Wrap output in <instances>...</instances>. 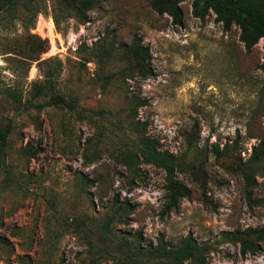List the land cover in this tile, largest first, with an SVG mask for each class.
<instances>
[{
  "label": "rangeland",
  "instance_id": "obj_1",
  "mask_svg": "<svg viewBox=\"0 0 264 264\" xmlns=\"http://www.w3.org/2000/svg\"><path fill=\"white\" fill-rule=\"evenodd\" d=\"M45 1L29 32L48 40L41 67L49 80L35 62L2 54L5 42H25L26 9L19 5L7 27L0 18V116L12 118L0 157V237L14 248L11 261L131 264L130 250L106 240L108 224L124 244L139 235L142 247L177 245L191 235L212 245L207 264H264V252L241 257L221 235L264 227V162L254 185L241 171L264 144V40L246 51L237 26L225 30L212 12L192 16L191 0L179 4L178 23L157 14L154 0H93L85 23L63 0ZM138 44L149 53L146 78L129 53ZM36 80L52 87L34 98ZM8 88L41 108L13 109ZM136 98L144 101L137 111ZM137 120L158 150L175 155V176L191 191L176 210L164 209L161 168L122 161L135 150ZM114 200L134 206L123 222L112 217Z\"/></svg>",
  "mask_w": 264,
  "mask_h": 264
},
{
  "label": "trees",
  "instance_id": "obj_2",
  "mask_svg": "<svg viewBox=\"0 0 264 264\" xmlns=\"http://www.w3.org/2000/svg\"><path fill=\"white\" fill-rule=\"evenodd\" d=\"M93 0H63L67 9L74 11L80 17L82 23L87 22L85 11L91 7ZM186 0H154L152 2L153 10L159 14L169 15L175 23L179 22L180 9L179 4ZM21 5L26 9L28 15L19 19L28 31L26 40L23 44L17 40H9L3 44L2 54H7L11 59H17L22 63L30 65L35 62L38 70L42 73L45 80H49L50 73L43 72L42 65L50 58L41 59V54L48 50V40L38 35L31 34L30 28L34 26L35 20L41 11L47 9L45 0H0V18L6 20V27L9 23L18 19L17 8ZM55 6L52 7V12ZM210 12L215 15V22L220 23L227 30L232 25L239 28V40L243 43L246 51H250L260 39L264 40V0H191V14L198 19H204ZM52 19L56 26L59 25V17L55 12L52 13ZM31 26V27H30ZM130 56L136 62L137 74L141 78H146L151 74L150 68L145 65V60L149 58L148 49L141 45L133 46L129 49ZM264 58V56H263ZM264 69V64H262ZM110 77L106 76L107 81ZM47 87L52 85L47 81L36 80L33 87V97L44 95ZM7 98L15 110H29L31 108L40 109L41 103H33L29 98H24L21 92L14 88H8L6 91ZM52 101L57 105L67 102L62 97H54ZM144 105L140 98L135 99V111ZM137 122L133 125L136 128L137 136L134 138L135 150H126L122 161L127 168L135 166L136 161L145 164H152L161 168L165 173L167 203L165 210H176L181 199L190 197V189L182 184L176 178L178 162L175 155L168 151L157 149V142L144 132L146 123ZM138 123L140 124L137 127ZM12 118L0 116V157L4 155L6 142L11 130ZM218 152H216L217 154ZM221 153L219 152V155ZM264 162V144L262 142L253 146L251 154L241 167L242 176L248 185L256 184L255 175ZM134 210L128 201L119 202L114 200L113 216L120 221H125L126 215ZM106 240L114 242L120 250H130L131 264H207V255L212 250V245L207 242H197L191 235L182 239L177 245H165L159 242L157 245L140 246V237L136 235L134 240L128 243L125 238L118 236L111 230H108V224L105 226ZM222 239L238 245V252L241 257L246 255H257L264 252V227L253 228L246 227L243 230H234L222 232ZM0 246L7 251L6 255L0 253V263L7 262L16 264H49L39 259H32L28 255H17L14 261L13 246L11 242L4 237H0Z\"/></svg>",
  "mask_w": 264,
  "mask_h": 264
},
{
  "label": "bare ground",
  "instance_id": "obj_3",
  "mask_svg": "<svg viewBox=\"0 0 264 264\" xmlns=\"http://www.w3.org/2000/svg\"><path fill=\"white\" fill-rule=\"evenodd\" d=\"M49 24H50V28H49L50 29V33L53 34L52 33L53 32V28H52L53 27V21L50 20Z\"/></svg>",
  "mask_w": 264,
  "mask_h": 264
}]
</instances>
